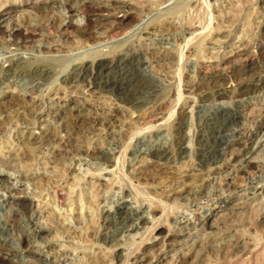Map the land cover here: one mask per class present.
Masks as SVG:
<instances>
[{
  "label": "rangeland",
  "instance_id": "rangeland-1",
  "mask_svg": "<svg viewBox=\"0 0 264 264\" xmlns=\"http://www.w3.org/2000/svg\"><path fill=\"white\" fill-rule=\"evenodd\" d=\"M129 1L145 10L125 31L103 40H85L75 33H67L51 40L46 35L40 36L18 46L12 44L13 36L0 35L1 64L10 56L21 55L31 59L30 63L45 61L54 66V75L49 81L0 73V121H5L0 125V176L5 179L0 184V242L14 252L13 258L27 264H30L29 259L19 239L23 232L29 234L32 248L45 253L46 261L33 264H249L244 259L246 256L235 259L237 261L232 258V245L241 238L243 244L249 242L251 249L259 245L262 247L259 251L264 248V226L259 225L260 218L257 219L258 212L264 213V172L245 178L238 175L234 181L235 189L223 192L212 184L199 195L198 186L212 182L213 175L195 166V150L198 134L208 127L212 113L241 99L246 103L245 120L227 123L228 128L224 126L226 129L218 132L216 141L224 154L236 142L239 133L259 129L257 131L261 133L251 144L254 150L251 159L264 164V125L257 123L259 113L264 111V86L255 93L234 99L239 83L234 71L219 72V77L225 81L221 78L216 81L211 80L210 75L217 64L209 66V70L204 68L206 72L203 69L202 73L199 68L202 63H217L232 55L243 44L251 50L259 65L257 70L261 69L248 70L251 75L245 73L246 80L253 74H264V53L260 51L264 41V0ZM5 2L0 0L1 5ZM27 10L15 12L12 22H25L28 15L34 16V11ZM50 15L63 18L58 20L57 26L68 19L77 27L86 23L84 15L70 17L63 8ZM46 46L53 50H43ZM120 51L139 53L144 61L142 72L146 81L158 89V92L140 89L143 98L139 107L124 105L122 96L112 88L97 92L84 82L67 86L62 83L75 64ZM209 84L214 87L210 88ZM218 87L226 88V95L230 93L232 97L210 95ZM28 94L35 96L31 104L24 103L4 111L15 105L20 96ZM138 113L144 115L140 121H136ZM181 114L187 116L184 132L189 154L185 159L175 155L169 163L164 160L144 161L142 156L135 154L155 144H171ZM77 117L80 121L91 120V124L63 129L65 120H77ZM110 117L115 120L111 122ZM55 130L59 138L52 140ZM61 138L69 143L63 144ZM86 146L102 147L115 160L108 163L78 153ZM25 151L34 154L30 157V164L17 159ZM182 183L195 187L194 193L166 200L172 186ZM57 188L64 189L63 207L55 197ZM11 190L24 192L35 202L30 213L20 210L18 205L14 207L19 212L16 229L7 224ZM97 196L101 198L98 202ZM120 204L143 210V219L148 222L146 227H142V220L138 221L140 228L130 227L124 231L115 225L102 226L100 210H105V217L108 214L114 216ZM56 221L65 224L62 227L70 228L65 233L49 231ZM205 221L221 225V231L203 226ZM234 223L238 227H234ZM229 224L232 227H226ZM86 230L93 234L98 231L118 234L120 231L119 242L125 249L124 258L118 260L113 247L104 248L97 244ZM40 231L47 237L40 236ZM171 234L178 235V242L165 249L167 244L162 241ZM222 245L226 248H220ZM161 251L163 260H159ZM53 253L60 255L55 261ZM100 256L103 262L98 259ZM255 258L252 264L262 262L264 252Z\"/></svg>",
  "mask_w": 264,
  "mask_h": 264
},
{
  "label": "bare ground",
  "instance_id": "bare-ground-1",
  "mask_svg": "<svg viewBox=\"0 0 264 264\" xmlns=\"http://www.w3.org/2000/svg\"><path fill=\"white\" fill-rule=\"evenodd\" d=\"M60 8H63L64 10H66L70 17H73L76 14L84 15L86 18L85 25L82 27H77L73 24V21L71 19H68L67 21L65 20L62 21L60 26H57L58 20H62L63 18L58 17V16L57 17L51 16L50 13ZM21 9H28V10L34 11L33 12L34 16L28 15L26 17L27 20L25 22L23 21H21L20 23H15V21L12 22L13 14L15 12H18ZM143 10L145 9L144 8L139 9L135 3L130 2L129 0H35V1L33 0L32 1L6 0V2L3 5L0 4V35L2 37L13 36L14 42L12 44H16L18 46L26 45L27 43L33 41L35 38L40 37V36L46 35L48 39L51 40L57 37L62 38L67 33H75L80 38H84L85 40H88V39L103 40L104 38H107L108 36L116 35V33H119L120 31H125V29L139 17V16L137 17V15L142 13ZM263 42L261 46V49L263 51L262 50L260 51L264 53V43ZM43 50L49 51L53 49H50V46H46V47H43ZM251 53H252L251 50L247 48V46H244L243 44L239 45V47L231 53L232 55L221 58V60H219V62L217 63H210V64L207 63V65H205L206 64L205 62V64L203 63L201 65L199 64L200 65L199 69H201L200 72L202 73L204 68L208 69L209 66L213 64L214 65L217 64L214 66V72H212L211 75L209 74L211 77V80L217 81L219 78L222 79V77H219L221 74H218V73L219 72L223 73V70H231V72L234 71L233 73H236V75H238V79L237 77L235 78L237 79V81L239 80V83L237 84V89H235L236 91H234V94H233V98L235 97L234 99L240 97V95H245V94L248 95V93L251 94L250 92L255 93L257 90H259V88H262V86H264V74L256 76L255 74L252 73L256 77L254 78L252 75V77H249L251 78L249 80L248 79L246 80V78L244 77L245 73L248 74L250 73L251 70H254V69L256 71L261 70V69L257 70V67L259 65H257L256 60L252 56ZM257 55H259V53ZM260 56H261V53H260ZM30 61L31 59L25 58L21 55L17 57L10 56L7 59V62H5L4 64L0 63V73L2 74L3 72L4 74L11 76V77L15 75L28 76L34 81L36 80L38 81L48 80L49 81L52 78V76L54 75V68H53L54 66H52V64L45 62V61H38L36 63H30ZM143 62L144 61L139 56V53H136V52L120 51L118 53L116 52L114 55H111V56L108 55L107 53H105L104 55L101 54V57L97 59L86 60V61L75 64L71 72H69L65 77H63L62 83L67 86V85H74L79 82H82V83L84 82L97 92H103L105 91V89L109 90V88L110 89L112 88L119 95L122 96L121 98L122 100L121 99L120 100L122 101L124 105L133 106L134 108L139 107L140 105H142V98H143L140 89L147 88V89L152 90L153 92L154 91L158 92V89L156 88L155 85L150 84L149 81L148 82L146 81V78L144 77V73L142 72ZM260 67L262 66L260 65ZM262 69L264 68L262 67ZM227 78H229V76ZM209 81L208 83L212 82V81L211 82ZM213 83L214 82H212V84ZM210 86H209L210 88L214 87V86L212 87V85ZM225 89L223 87H218L215 90H212L213 93L211 92L210 95H213V96L214 95L223 96L224 94L226 95L227 92L225 91ZM153 92H152V95H153ZM157 92L155 93L157 94ZM204 92H206V90ZM207 92H210V91H207ZM228 92H231V91H229L228 89ZM228 95L232 97L230 93L227 94L226 96ZM34 100H35L34 94L20 96V99L17 101L15 105L12 104L13 106L9 107L8 109L6 107L4 111H8L16 107L17 105H22V104L24 105V103L31 104V102H33ZM235 101L236 102H234L233 105L231 104V106H227V107L221 106L217 110V113L215 114L212 113L211 119L209 118L210 122H209L208 127L206 129H203L204 131L202 130L198 134V143H197L196 150H195V153H196L195 166H197L198 170L202 172L209 171L211 175H213L212 182H208V183L205 182V183L200 184V186H198L199 195H202L204 190L207 189L209 185H212V184H214L215 187L219 189V191H223V192L227 190L235 189L234 181L238 175H241L245 178V176L247 175L253 176L254 174L264 172V164L255 163L253 159H251L252 155L254 154V150L251 144L255 141L256 136L259 135V133H261L260 131H257L259 129H256V131H249V130H245L242 132L239 131L241 133H239L238 139L233 145L228 147V152L224 154L221 153L222 150L220 148L221 147L220 143L216 141L218 132L226 129L224 128V126H226L227 123L233 122L236 124V123H241L242 121L245 120L244 119L245 117L244 106L246 103L241 99H236ZM185 112L186 110L184 109V114H186ZM143 116L144 115L142 113H138V115L136 116L137 118L136 121H140L141 119H143L144 118ZM185 116L186 115H184V117L183 115L182 117L180 116L181 119L180 120L178 119L179 121L176 122V126L174 128L175 134H174V138L171 144H155L153 147L143 149V150L141 149L135 154H137L139 157L142 156L143 160L144 159H151V160H158V161L164 160L165 163L171 162L172 159L175 158V155L181 156V159L183 158L185 159V157L189 154L188 153L189 149L187 148L185 144L187 140V137L184 132V128L187 125L186 124L187 119H185ZM110 118L112 119L111 122L115 120V118L113 117H110ZM96 120L97 119L94 118V121ZM90 121L89 120L87 121V119L80 121L78 120V117H77V120L68 119L64 121L66 123H64L63 129L72 130L73 128L76 129L88 123L90 125L91 124ZM3 122L5 121H0V125L3 124ZM257 123L262 126L264 125V111L259 113ZM57 138H59L58 131L55 130L52 133V140H56ZM60 141L66 145L69 143V140L67 139L64 140L61 138ZM83 148L81 147V149ZM78 153H84L83 155L86 154L87 156H90L91 158H94V159L97 158L99 160H102L108 163L115 160L114 157L109 156L110 154H108L107 150L103 149L102 147H97V146L93 148H88L86 146V149H84L83 151L80 150V152ZM31 155L32 153L30 154V152L27 153V151H25L24 153L19 154L17 156V159L20 160V162L30 164L29 160L31 159L30 158ZM143 163L145 162H142V164ZM25 176H28V175H25ZM3 180L5 179L0 176V184ZM172 187H169L172 189L167 194L169 197L166 200L171 201V200L180 199L181 197H184L185 195H192L194 193V188H195L192 185H189L186 183L185 184L182 183L181 185L179 184L177 186L175 185ZM11 192L12 193L8 199V202L11 205V208L9 212L10 215L7 216L9 217L7 220V224H9L10 226L16 229L18 227L19 212L15 210L14 207L18 205L20 210L22 209L25 213H30L35 208V202L33 201V199L29 197V195L25 194L22 191L18 192V191L11 190ZM55 197L58 201H61L60 203L61 205L65 201L64 189L57 188L55 192ZM100 199L101 198L97 196L96 202H98V200ZM63 204H62V207L64 206ZM162 204H164V202H162ZM142 211L143 210H138L136 208H132L130 206L127 207L124 204H120L114 216H110V214H108V216L105 217V210L104 209L100 210V214H101L100 218L103 223L102 226L109 227L111 225H115V227L123 228L122 230L124 231V230H129L130 227L140 228L138 225V221L142 220L143 222L142 227H146L148 222L147 220L143 219ZM257 215H258L257 219L260 218L258 224L259 225L262 224L264 226V213L258 212ZM224 222H226V220H224ZM64 225L65 224L61 222L59 223V221H56L52 223V225L50 226V229L48 230L49 231L51 230L60 231L61 230L60 232L65 233L67 231V228H70V226L62 227ZM202 225L203 226L207 225L212 231H215V230L221 231V225L216 226L213 221L202 222ZM233 225L234 227H238L237 223H234ZM151 226L153 225L151 224ZM86 227L87 229L89 228V226H86ZM226 227H232V224H229ZM86 231L88 232V230ZM97 234H98V237H97ZM39 235L46 236V233L40 231ZM88 235L89 237L93 236L95 240H97V244L99 243L101 246H104V248H106L107 246L113 247L115 250V256L118 260L121 261L124 258L125 249L119 242L120 231L118 234H115L113 231H106V232L102 231L101 233H99L98 231V233H95V234H93V232H88ZM19 239L23 243L24 253H26V257L29 259L30 264H33L36 261H39V262L43 260L46 261L45 253H43L41 250L32 248L30 246L31 239L28 233L23 232V234L20 235ZM178 239H179L178 235L171 234V236L167 237L164 241H162V239L161 241L166 242L167 248L165 249H170L173 246H175V244L178 242ZM242 242H243V239L241 238L236 239V242L233 243L232 245L233 247L231 246L232 254H234L232 255V258L234 260L235 259L241 260V258L246 256L244 259H246V261H249L250 262L249 264H252L251 263L252 259H254V257L257 258L259 253H263L264 248L261 249V251H259V249L262 248L259 245V246H256L254 249H251L249 247L248 241H246L244 244ZM157 245H159V243H157L156 246ZM223 246L224 245H222V247L220 248L225 249L226 246L224 247ZM227 248L229 249L230 247H227ZM13 254L14 252L10 250L9 247H6V244L4 242H0V264H27L28 263L23 260L17 259V257L13 258L14 257V256L12 257ZM58 254L59 253L52 254L54 261L56 260V258L60 257V255ZM93 258L95 259V257ZM101 258L103 257L100 256L98 259H101ZM163 259L164 257L162 253L159 256V260H163ZM101 260L102 262L104 261L103 259ZM226 261L229 262V260H226ZM258 264H264V258L262 259V262Z\"/></svg>",
  "mask_w": 264,
  "mask_h": 264
}]
</instances>
